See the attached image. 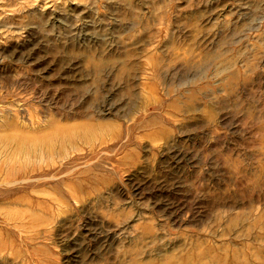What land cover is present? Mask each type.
Segmentation results:
<instances>
[{
	"label": "rangeland",
	"instance_id": "obj_1",
	"mask_svg": "<svg viewBox=\"0 0 264 264\" xmlns=\"http://www.w3.org/2000/svg\"><path fill=\"white\" fill-rule=\"evenodd\" d=\"M0 264H264V0H0Z\"/></svg>",
	"mask_w": 264,
	"mask_h": 264
}]
</instances>
